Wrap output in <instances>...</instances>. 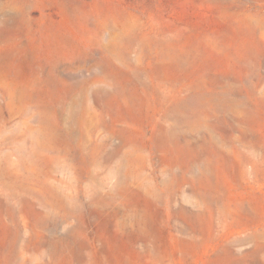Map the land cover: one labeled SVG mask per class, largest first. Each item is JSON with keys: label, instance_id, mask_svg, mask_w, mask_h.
Wrapping results in <instances>:
<instances>
[{"label": "rangeland", "instance_id": "1", "mask_svg": "<svg viewBox=\"0 0 264 264\" xmlns=\"http://www.w3.org/2000/svg\"><path fill=\"white\" fill-rule=\"evenodd\" d=\"M0 264H264V0H0Z\"/></svg>", "mask_w": 264, "mask_h": 264}]
</instances>
